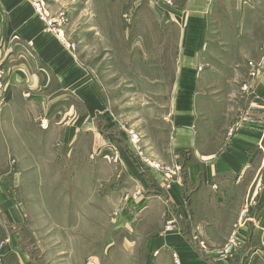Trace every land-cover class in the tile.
Returning a JSON list of instances; mask_svg holds the SVG:
<instances>
[{
    "label": "crops",
    "instance_id": "1",
    "mask_svg": "<svg viewBox=\"0 0 264 264\" xmlns=\"http://www.w3.org/2000/svg\"><path fill=\"white\" fill-rule=\"evenodd\" d=\"M122 1L125 2L118 3ZM165 1V22L180 28L177 80L169 87L171 99L165 116L159 119L158 135L154 140L146 137L145 144L169 165L170 173L137 165L121 146L113 145L110 130L116 123L98 79L55 38H44L41 24L30 19L32 6L24 0H0V23L11 32L12 27H20L27 20L32 30L27 36L43 45L39 51L45 56L50 50L56 52L46 59L49 63L45 61L46 67L41 71L24 63L8 68L10 74L13 71L8 105H27L19 119L30 123V106L36 101L44 107L42 115H34L53 124L48 126L51 131L47 135L45 126L38 131L43 134V142L38 139L40 145L52 144L49 138L57 137L61 138L60 145L74 148L83 137L87 143L101 136L98 122L105 124L103 158L123 157L127 176L123 173L122 178L131 179L132 185L123 184L124 192L136 194L130 199L125 198L126 193L118 197V235L105 247L106 252L112 250L118 259H135L142 253L143 264H215L218 262L213 261L214 251L227 244L242 203L249 204L256 217L254 223L243 222L241 229L247 234L249 230V237L242 245L264 231L263 191L261 204H256L258 209L255 211L252 206L259 196V187H264V50L258 49L252 56L240 51L241 45L256 42L253 33L240 29L245 17L247 26L264 24V0ZM9 32L4 35L7 41ZM21 54L25 53L15 45L12 57ZM240 57H261L247 69L250 78L245 84H237V72L241 70L238 66L225 67L218 61L219 66L215 67L208 61ZM15 69L19 73H14ZM32 74L43 79L38 77L34 82ZM211 76L217 78L212 81ZM235 86L238 95L246 90L242 94L246 97L245 109L238 111L223 145L213 151L205 143L212 135L214 115L224 114L221 107ZM23 91L34 95L25 99ZM57 130L60 136L55 135ZM118 132L130 144L125 131ZM90 148L92 155L93 145ZM108 162L115 164L119 160ZM40 163L43 168L46 166V161ZM41 164L36 168H42ZM5 173L0 176V264H33L15 232L24 221V214L14 194L13 178ZM238 260L242 258L239 256Z\"/></svg>",
    "mask_w": 264,
    "mask_h": 264
},
{
    "label": "rangeland",
    "instance_id": "2",
    "mask_svg": "<svg viewBox=\"0 0 264 264\" xmlns=\"http://www.w3.org/2000/svg\"><path fill=\"white\" fill-rule=\"evenodd\" d=\"M24 1L32 6L30 19L41 24L44 38L48 41L55 38L98 79L108 111L116 123L110 130L113 145L121 146L137 165L170 173L169 165L145 144L146 137L151 140L157 137L159 119L165 116L171 99L169 87L177 80L180 28L173 22H165L166 1L125 0L120 4L118 0ZM37 1L42 2L44 14L36 6ZM242 26L240 31L247 29L249 34L253 33L256 42L241 45L240 51L252 56L258 49L264 50V24L247 26L245 17ZM4 27L0 23V176L7 171L13 178L14 194L24 214V221L15 228L23 250L33 264H143L142 253L135 259H118L112 250L105 251L118 235V197L126 193L125 198L130 199L136 195L124 192L123 184L130 186L131 179L122 178L123 173L127 176L123 157L111 155L110 161L119 160L115 164L103 158L101 141L106 136L105 124L98 122L101 136L87 143L83 137L74 148L60 145L61 138L57 137L49 138L55 144L40 145L38 139L43 142V134L38 131L45 126L47 135L51 131L48 126L53 123L36 118L34 114L42 115L44 109L36 101V105L30 106L32 123L19 119L28 106L8 105L7 93L13 74L8 68L24 63L41 71L49 63L46 59L56 50H50L46 56L39 51L43 45L27 36L32 31L27 20L20 27H12L11 32ZM7 32L9 41L5 39ZM15 45L25 54L12 57ZM260 59L209 58L208 61L215 67L219 66L218 61L225 67L238 66L241 70L237 72V84H245L250 78L247 69ZM18 71L15 69L14 73ZM38 77L32 74L34 82ZM215 77L211 76L210 80L214 81ZM242 94L239 91L238 95L236 86L229 92L225 106L221 107L224 114L214 115L206 148L215 151L223 145L238 111L245 109L246 97ZM23 95L29 99L34 94L23 91ZM119 130L125 131L130 144L122 140ZM134 134L140 136V142L135 141ZM55 135L60 136L61 132L57 130ZM40 161H46L44 168ZM39 164L42 168L37 169ZM29 166L35 168L29 169ZM263 188L259 187V196L252 202L255 211L256 204H261ZM255 218L251 206L242 203L227 244L224 249L214 251V262L264 264V231L256 234L249 244L242 245L245 237H249V230L247 234L241 229L243 222L254 223ZM251 255H255L253 260L247 262ZM239 256L242 260H238Z\"/></svg>",
    "mask_w": 264,
    "mask_h": 264
},
{
    "label": "built area",
    "instance_id": "3",
    "mask_svg": "<svg viewBox=\"0 0 264 264\" xmlns=\"http://www.w3.org/2000/svg\"><path fill=\"white\" fill-rule=\"evenodd\" d=\"M41 3H42V2L37 1L36 6H37L38 9L40 10L41 14H44V13H42L43 11H42V8H41ZM54 22L57 23L58 21H54ZM133 137H134V139H135L136 142H140V141H141V138H140L139 135L134 134ZM153 166H154V165H153ZM158 166H159V165L157 164L156 167H158ZM176 262H178V260H176Z\"/></svg>",
    "mask_w": 264,
    "mask_h": 264
}]
</instances>
